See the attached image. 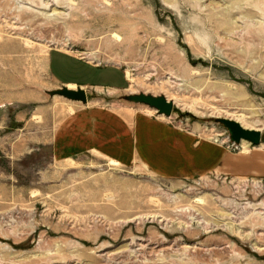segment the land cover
<instances>
[{
    "label": "rangeland",
    "instance_id": "rangeland-1",
    "mask_svg": "<svg viewBox=\"0 0 264 264\" xmlns=\"http://www.w3.org/2000/svg\"><path fill=\"white\" fill-rule=\"evenodd\" d=\"M45 1L0 0V264H264V0ZM52 50L119 68L127 85L88 90L87 105L50 95ZM141 94L173 103L171 118L127 100ZM84 107L156 119L242 163L166 179L54 156ZM220 120L263 145L231 146Z\"/></svg>",
    "mask_w": 264,
    "mask_h": 264
},
{
    "label": "crops",
    "instance_id": "crops-1",
    "mask_svg": "<svg viewBox=\"0 0 264 264\" xmlns=\"http://www.w3.org/2000/svg\"><path fill=\"white\" fill-rule=\"evenodd\" d=\"M47 69L60 88L72 87L85 92L99 88L122 91L128 81L127 72L119 68L98 67L58 50L49 53ZM87 104L88 99L83 105ZM4 108L1 106L0 110ZM243 143L239 149H243ZM50 147L58 158L97 153L122 165L140 162L166 179L224 174L232 165L242 163L221 145L198 141L156 119L134 115L129 124L116 114L85 107L61 124Z\"/></svg>",
    "mask_w": 264,
    "mask_h": 264
},
{
    "label": "water",
    "instance_id": "water-1",
    "mask_svg": "<svg viewBox=\"0 0 264 264\" xmlns=\"http://www.w3.org/2000/svg\"><path fill=\"white\" fill-rule=\"evenodd\" d=\"M50 95L60 96L64 99L80 102L82 104L87 103V93L82 89L69 90L62 88L55 90ZM129 102L135 104H143L156 111L159 116L169 118L174 109L173 103L167 101L164 97H153L148 95H136L127 98ZM220 124L224 126L229 134L230 142L239 145L242 142H246L254 147L261 145V133L256 131H248L243 129L239 124L230 120H220Z\"/></svg>",
    "mask_w": 264,
    "mask_h": 264
},
{
    "label": "bare ground",
    "instance_id": "bare-ground-1",
    "mask_svg": "<svg viewBox=\"0 0 264 264\" xmlns=\"http://www.w3.org/2000/svg\"><path fill=\"white\" fill-rule=\"evenodd\" d=\"M45 5H46V7H49V6H55L56 7V4H54L51 0H46L45 1ZM58 7V6H57ZM54 10V9H53ZM56 10V9H55ZM49 11V10H48ZM56 12V11H55ZM55 14V13H54ZM53 13H52V16L54 15ZM56 14H58V12L56 13ZM51 16V15H50ZM56 16V15H55ZM69 90H73V88L72 87H70V88H68ZM135 104V103H134ZM172 116V115H171ZM163 117V116H162ZM236 122V121H235ZM238 124V123H237ZM243 129H245V130H248V131H256V132H258L257 130H254V129H249V128H245V127H243V126H241ZM195 202H197V203H201L200 202V199H197ZM228 217V216H227ZM230 223V222H229Z\"/></svg>",
    "mask_w": 264,
    "mask_h": 264
},
{
    "label": "built area",
    "instance_id": "built-area-1",
    "mask_svg": "<svg viewBox=\"0 0 264 264\" xmlns=\"http://www.w3.org/2000/svg\"><path fill=\"white\" fill-rule=\"evenodd\" d=\"M169 118H171V116ZM227 140L230 141L229 136H228V139ZM234 145L235 144L231 143V146H234Z\"/></svg>",
    "mask_w": 264,
    "mask_h": 264
}]
</instances>
